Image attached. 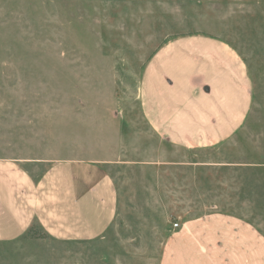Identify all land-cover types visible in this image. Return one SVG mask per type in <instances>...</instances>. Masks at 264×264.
<instances>
[{
    "label": "rangeland",
    "instance_id": "374dc122",
    "mask_svg": "<svg viewBox=\"0 0 264 264\" xmlns=\"http://www.w3.org/2000/svg\"><path fill=\"white\" fill-rule=\"evenodd\" d=\"M235 47L252 109L230 145L179 149L148 125L143 74L170 42ZM92 161L114 181L108 229L56 238L34 222L0 264H163L175 224L214 211L264 225V0H0V161L34 178Z\"/></svg>",
    "mask_w": 264,
    "mask_h": 264
},
{
    "label": "crops",
    "instance_id": "0c3cea01",
    "mask_svg": "<svg viewBox=\"0 0 264 264\" xmlns=\"http://www.w3.org/2000/svg\"><path fill=\"white\" fill-rule=\"evenodd\" d=\"M239 51L200 35L170 42L149 59L142 108L150 128L179 149L230 145L246 128L252 78ZM117 188L100 163L70 160L34 178L20 163L0 161V240L38 222L56 238L103 234L116 214ZM163 264H264V225L214 211L181 221Z\"/></svg>",
    "mask_w": 264,
    "mask_h": 264
},
{
    "label": "built area",
    "instance_id": "2783aa9c",
    "mask_svg": "<svg viewBox=\"0 0 264 264\" xmlns=\"http://www.w3.org/2000/svg\"><path fill=\"white\" fill-rule=\"evenodd\" d=\"M175 226H178V224H175Z\"/></svg>",
    "mask_w": 264,
    "mask_h": 264
}]
</instances>
